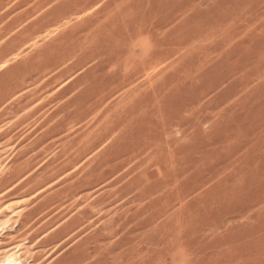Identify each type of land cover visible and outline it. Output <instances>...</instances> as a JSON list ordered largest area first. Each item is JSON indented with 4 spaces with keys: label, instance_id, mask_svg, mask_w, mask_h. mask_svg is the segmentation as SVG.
<instances>
[{
    "label": "rangeland",
    "instance_id": "rangeland-1",
    "mask_svg": "<svg viewBox=\"0 0 264 264\" xmlns=\"http://www.w3.org/2000/svg\"><path fill=\"white\" fill-rule=\"evenodd\" d=\"M8 257L264 264V0H0Z\"/></svg>",
    "mask_w": 264,
    "mask_h": 264
},
{
    "label": "bare ground",
    "instance_id": "bare-ground-1",
    "mask_svg": "<svg viewBox=\"0 0 264 264\" xmlns=\"http://www.w3.org/2000/svg\"><path fill=\"white\" fill-rule=\"evenodd\" d=\"M209 1V0H208ZM167 11V10H166ZM180 12V11H179ZM172 18V17H171ZM179 19V18H178ZM194 21V20H193ZM122 26H124V25H122ZM182 26V25H181ZM228 27V26H227ZM252 29V28H251ZM163 32V31H162ZM165 32V31H164ZM182 33V32H181ZM186 38V37H185ZM161 61H162V59H161ZM45 178V177H44ZM48 178H50L51 179V175H50V177H48ZM53 178V177H52ZM46 179H44V181H45ZM1 188H2V186H1ZM32 218V217H31ZM31 218H29V219H31ZM79 222V221H78ZM78 222H77V224H78ZM81 223V222H80ZM79 223V224H80ZM24 224H26V222L24 223ZM76 224V225H77ZM78 226V225H77ZM75 226H73V228H74ZM72 228V227H71ZM66 229L68 230V229H70V227H66ZM65 229V230H66ZM66 230V231H67ZM65 233V232H64ZM3 250V249H2ZM7 254V253H6ZM85 255V254H84ZM89 255V254H88ZM87 255V256H88ZM13 256V255H12ZM83 256V255H82ZM90 256V255H89ZM79 257V256H78ZM2 258V257H1ZM15 258V257H14ZM80 258H81V255H80ZM84 259H85V257H83ZM78 261V260H77ZM79 262V261H78ZM13 263H15V260L12 258V257H8L7 259H4V260H1L0 261V264H13Z\"/></svg>",
    "mask_w": 264,
    "mask_h": 264
}]
</instances>
